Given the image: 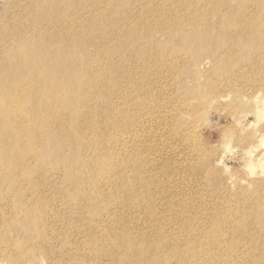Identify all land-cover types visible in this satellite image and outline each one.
Wrapping results in <instances>:
<instances>
[{"label":"rangeland","instance_id":"1","mask_svg":"<svg viewBox=\"0 0 264 264\" xmlns=\"http://www.w3.org/2000/svg\"><path fill=\"white\" fill-rule=\"evenodd\" d=\"M17 1L0 0V18L7 15L8 6ZM20 1L28 3L30 0ZM163 1L153 6L152 20L141 14L144 6L152 9V4L146 0H125L120 5L116 15L122 17L130 31L112 42L116 46L109 56L113 63H107L105 68L109 73L115 72V76L123 75L119 82L98 88L106 91L117 106L112 147L130 164L129 169L110 167L107 174L113 171L118 178L129 180L133 171L140 173L151 182L149 195L154 200L153 206L151 203L134 205L133 202H140L143 197L130 196L124 202L120 199L107 212L103 209L95 219L103 234L109 232L113 220L119 226L122 224L121 229L115 230L123 240L122 249L118 252L113 241L112 246L105 245L102 252L88 249L82 257H75V253L88 246L86 229H71L72 224L65 220L62 212L56 216L57 210H63L66 205V196L74 191H64L71 186L62 178L64 172L55 166L57 155L52 149H41L33 153L38 154L35 159L31 157L17 163L21 171L33 168L36 176L46 179L47 183L38 188L32 184L35 178H27L26 186L20 191L25 190L28 206L7 221L0 218V264H50L47 249L63 264H122L125 259L148 264L151 258L146 252L141 259L133 258L136 251L146 245L159 246L161 264H177L176 257L187 252L190 243L205 239L209 218L230 215L235 205L240 209L239 197L247 195L254 202L264 198V176L250 173L247 167L250 161L264 156V146H261L264 140V50L259 54L257 42L251 40V35L242 36V32L212 33L213 38L204 37V27L218 22L216 14L199 15L192 20L184 14V2ZM215 1L219 2L217 14L226 16L223 21H232L235 17L233 21L244 19L253 24L257 15L264 14V0ZM173 16L182 20L179 29L155 30L151 34L140 31L142 22L168 25ZM131 37L136 40L133 42ZM180 46L182 50H177ZM4 49L0 43V52ZM216 59L220 62L215 63ZM21 119L25 118L19 113L16 123ZM54 138L55 144L61 147L62 159L73 156L72 147L62 146L61 136ZM257 145L258 149L255 147V151L249 153V147ZM83 152L90 154V146ZM5 157L0 151V160ZM19 166L14 165L16 173L20 172ZM0 167H3L1 171H6L2 177L13 176L7 164ZM109 184L104 183L102 187L105 199L111 190ZM15 199L4 200H11L14 213ZM37 201L47 202L51 208H41ZM147 208H153L151 215H147ZM217 208L225 214H217ZM250 209L245 210L246 215L253 214ZM80 216L79 210L73 226L85 225L78 222ZM255 220L249 225L253 237L264 242V225ZM227 229L221 234L224 241L240 236L241 232L231 227ZM173 234L180 236L170 238ZM23 236L28 239L21 248L19 240ZM62 240L70 242V251L60 247ZM107 241L110 240L107 238ZM247 242L230 241L231 244L223 247L227 253L215 254L214 264H237V259L243 260L239 264H264V255L253 254ZM8 246L12 247L10 253ZM206 246L214 247L210 243ZM212 255L207 253L208 258ZM195 260L197 264L206 263L205 256L196 255Z\"/></svg>","mask_w":264,"mask_h":264},{"label":"bare ground","instance_id":"2","mask_svg":"<svg viewBox=\"0 0 264 264\" xmlns=\"http://www.w3.org/2000/svg\"><path fill=\"white\" fill-rule=\"evenodd\" d=\"M175 1L185 3L184 14L192 20L199 15H217L218 22L205 26L202 36L213 38L212 33L242 32V36L251 35V40L257 42L259 54L264 50V14L257 15L253 24L244 19L233 21L235 17L232 21H223L226 16L217 14L216 7L219 2L215 0ZM124 2L125 0H30L24 3L18 0L11 3L7 8V11L10 8L9 13L0 18V43L5 47L4 51L0 52V151L6 156L3 161L0 160V164H7L9 173H13V176L8 174L7 177H2L6 171H1L3 167H0V218L7 221L28 206L26 195L23 194L25 190L20 191L21 187L26 186L27 178H35L32 184L38 185V188L47 183L46 179L36 176L33 168H24L21 171L17 163L31 157L35 159L38 154L33 153L41 149H52L57 155L55 166L64 172L62 178L71 186L68 190L64 188V191H74L66 196V205L63 210H57L56 216L62 212L65 220L72 224L71 229H86L88 246L75 253V257H82L88 249L102 252L105 245L110 248L113 241L118 252L122 249L123 240L115 234V230L121 229L122 224L119 226L117 221L113 220L115 224L112 225V222L111 229L104 235L95 219L103 209L107 212L110 206L118 203L120 199V202H124L130 196L133 199L143 197L140 202H133L134 205L154 204L152 196L149 195L151 182L137 171H133L129 180L118 178L113 171L107 174V169L113 166L130 168V164L125 162L124 157L120 158L112 147L117 106L106 91L98 89L119 82L123 75L115 76V72L109 73L105 65L113 63L112 59H109L116 49L112 42L122 35H128L130 31L123 23L122 17L116 15ZM146 2L152 4V9L144 6L141 14L144 18L152 20L155 13L153 6L164 1ZM46 17L47 21L44 22ZM181 25L182 20L173 16L168 25L142 22L140 31L149 34L155 30L172 32ZM140 31L138 33H141ZM103 35L105 37H102ZM131 38L133 42L136 40ZM119 44L122 45V42ZM177 50H182V47ZM219 56L221 57V54ZM219 62L220 59L215 63ZM24 73L28 75L19 77ZM19 113L25 119H21L18 124L16 118ZM148 114L151 115L152 112ZM52 135L61 136L64 141L62 146L72 147L70 152H73V156L68 155V158L62 159L59 154L61 147L55 144ZM122 136L124 134H121ZM88 146L91 153L85 154L83 150ZM261 146H264V140H261ZM255 147L258 149V145L250 146L249 153L254 152ZM24 152L29 154L24 155ZM249 157H252V154ZM14 165L19 166L17 169L20 172L14 171ZM247 167L250 173L264 176V156L250 161ZM27 173L29 174L24 175ZM108 182L111 190L109 197L105 199L102 187ZM8 197H16L15 213L11 200L4 202ZM237 203L240 209L235 205L230 215H224L225 212L217 208L216 213L224 216L208 219L209 232L205 239L190 243V251L187 250L176 257L177 264H197L196 255L205 256V264H214L215 254L227 253L223 247L231 244L230 241H234V244L248 241L253 254L264 255V242L255 239L252 228L249 227L254 218L264 225V198L260 197L258 202H254L245 195L237 198ZM36 204L48 210L51 208L50 204L44 201H37ZM250 207L253 214L246 215L245 210ZM79 210L81 216L78 222L85 224L82 227L78 223L73 226ZM146 212L151 215L153 208H147ZM104 224L107 225L106 222ZM229 227L241 232L240 236L224 241L221 234L227 232ZM106 235L109 237H105ZM178 236L180 235L173 234L170 238L176 239ZM107 238L110 241H107ZM27 239V236L21 237V248L25 246ZM209 243L214 247L206 248ZM60 247L64 251H70L72 248L67 240H62ZM8 249L10 253L12 247L8 246ZM159 249V246L152 248L146 245L144 249L136 251L133 258L141 259L146 252L151 258L148 264H161ZM46 252L50 264H63L50 249ZM207 253L213 254L212 257L208 258ZM22 255L20 249L19 256ZM101 257L102 255L98 256V259ZM242 261L237 259L236 263ZM25 262L26 260L23 263ZM122 264L137 263L125 259Z\"/></svg>","mask_w":264,"mask_h":264}]
</instances>
